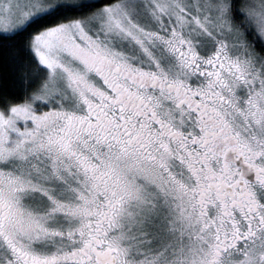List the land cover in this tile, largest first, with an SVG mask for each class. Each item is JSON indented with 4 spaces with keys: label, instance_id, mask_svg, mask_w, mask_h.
<instances>
[{
    "label": "snow or ice",
    "instance_id": "6c2138e0",
    "mask_svg": "<svg viewBox=\"0 0 264 264\" xmlns=\"http://www.w3.org/2000/svg\"><path fill=\"white\" fill-rule=\"evenodd\" d=\"M0 264H264V0H0Z\"/></svg>",
    "mask_w": 264,
    "mask_h": 264
}]
</instances>
